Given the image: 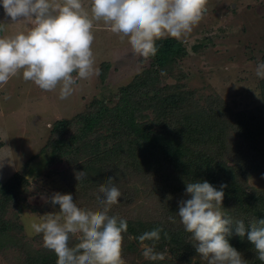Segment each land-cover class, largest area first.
Returning a JSON list of instances; mask_svg holds the SVG:
<instances>
[{"label":"trees","instance_id":"16d2710c","mask_svg":"<svg viewBox=\"0 0 264 264\" xmlns=\"http://www.w3.org/2000/svg\"><path fill=\"white\" fill-rule=\"evenodd\" d=\"M156 43L157 55L140 58L141 71L127 84L109 96L92 98L71 119L53 123L42 149L48 165L66 164L60 179L80 195L76 202L82 208L99 209L98 186L114 177L122 196L110 214L128 223L122 246L126 264H207L180 223L178 204L190 198L185 192L187 182L207 180L216 188L226 184L221 210L233 219L232 234L226 239L247 264H262L247 231L243 238L235 234V221L243 220L250 231L252 221L264 219V190L248 184L255 175L264 178V79L258 83L260 106L236 110L219 95L204 96L180 82L184 75L176 73L178 62L187 56L182 41L165 38ZM198 44L191 46L192 51L202 49ZM259 51L264 61V46ZM106 66L99 67L101 82ZM168 78L174 83H165ZM79 171L86 176L78 182ZM27 183L22 173L2 183L0 234L11 230L14 222L5 219L6 207L22 208ZM156 227H163L171 237L165 240L161 234L156 244L157 251L167 249V257L148 261L136 238ZM23 258L22 264H56L57 260L44 246L26 248Z\"/></svg>","mask_w":264,"mask_h":264},{"label":"clouds","instance_id":"9594fccd","mask_svg":"<svg viewBox=\"0 0 264 264\" xmlns=\"http://www.w3.org/2000/svg\"><path fill=\"white\" fill-rule=\"evenodd\" d=\"M208 0H0V6L13 23L28 20L27 32L0 37V85L22 74L43 91L59 86V99L69 98L80 80L99 77L92 51L94 22L103 21L111 32L127 37L132 52L145 60L155 57L157 41L171 37L182 41L204 18ZM75 74V75H74ZM165 73L162 72L161 75ZM256 76L264 79V61H258ZM9 97H6V99ZM79 182L86 173L76 174ZM226 184L214 187L207 180L186 183L188 199L179 201L177 213L184 230L199 256L207 264H247L241 252L226 236L232 234L233 219L224 213L222 202ZM122 196L114 177H108L97 189L101 206L94 210L79 207L72 194L55 192L50 203L59 212L39 216L31 229L42 235L44 247L52 251L56 264H126L122 258L127 220L110 214ZM169 220L175 223L173 217ZM235 234L254 246L256 258L264 264V219L251 222L246 230L243 220L235 221ZM78 234V235H77ZM171 237L163 227L140 234L136 239L148 261H163L167 249L157 251L156 244ZM78 243L70 246V238Z\"/></svg>","mask_w":264,"mask_h":264},{"label":"rangeland","instance_id":"374dc122","mask_svg":"<svg viewBox=\"0 0 264 264\" xmlns=\"http://www.w3.org/2000/svg\"><path fill=\"white\" fill-rule=\"evenodd\" d=\"M83 4L87 8L90 0H83ZM206 8L204 18L182 40L187 56L178 62L176 73L184 75L180 82L201 95H219L236 110L260 106L261 79L255 72L262 56L259 50L264 46V0H208ZM31 26L28 20L13 23L0 6V37L27 32ZM92 32L96 66L107 65L104 82L100 77L80 80L65 100L59 99V86L43 91L34 82L25 81L22 74L0 85V187L15 173H22L28 182L22 208L6 207L5 219L14 223L6 234H0V264H22L26 248L39 250L44 246L42 235L36 234L31 224L38 223L45 213L59 212V205L50 203L53 193H70L75 202L80 198L60 179L66 164L49 166L42 151L53 123L71 119L92 98L115 93L117 87L141 71L142 57L132 52L127 37L121 39L122 34L111 32L103 21L94 22ZM197 43L202 49L194 52L191 46ZM165 83L173 84L174 79L168 78ZM248 184L264 190L261 175L249 178ZM70 240L78 243L77 236ZM138 248L142 250L141 245Z\"/></svg>","mask_w":264,"mask_h":264}]
</instances>
